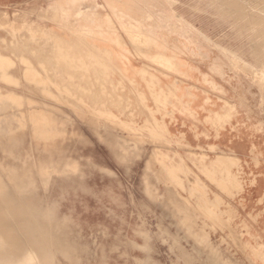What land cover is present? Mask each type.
Wrapping results in <instances>:
<instances>
[{
	"label": "rangeland",
	"instance_id": "1",
	"mask_svg": "<svg viewBox=\"0 0 264 264\" xmlns=\"http://www.w3.org/2000/svg\"><path fill=\"white\" fill-rule=\"evenodd\" d=\"M66 1L0 2V35L7 36L6 42H0V50L6 56L15 58V62L0 63V161L20 168L21 159L35 156L30 173L36 178L46 173L48 165L46 161L41 163L40 160L51 156L61 164L62 171L67 170V163L76 164V161L81 164L74 174L54 173L48 185L38 180L33 189L38 197L41 196V204L19 200L27 215L39 220L50 219L46 207L56 204L57 218L66 225L58 230L46 222L48 230L41 227L42 233L48 237L56 264H221V261L229 264L224 260L213 262L210 259L211 249L222 254L230 264H264V0H140L130 6L135 14L146 6L154 11V17L149 20L153 24L150 30H154L159 45H167L164 52L192 58L195 54L199 55L195 58L202 64L201 94L198 97L201 100V115L198 118L200 128L193 131L189 129V135H185L186 130L180 129L178 133L169 130V124L166 128L162 120L159 121L161 123H154L152 117L166 109L168 91L153 82L151 74L141 73L142 67L138 70L140 74L132 71L136 70V65L139 67L138 64L143 67L146 65L150 73H159L168 82L176 81L177 77L171 78L167 74L170 71L181 73L175 59L159 55L156 46L144 44L145 48L142 44L145 40H142L138 30L131 33L124 28L122 22L126 19L118 17L113 8L107 5L119 0H90L83 3L86 5L83 8L78 7V4L84 0H70L72 3ZM52 2L60 9L51 7ZM61 9L72 14L73 18L61 15ZM79 14L84 18L89 16L88 21L91 23L102 22L92 23L101 30L95 29L97 33L91 34L86 28L90 23L75 19ZM113 19L116 23H108V20ZM70 20L72 23H65ZM25 25L36 27L32 33L34 42H25L13 36L19 35ZM62 26L75 32L78 39L79 48L72 54L67 48H59L60 41L56 42L59 39L55 33H49L51 28L61 32ZM96 39L100 40L101 45H110V50L104 51L99 46L91 48L92 41ZM131 41L136 42L135 47ZM139 43L140 54L136 49ZM45 48L51 58L56 54V61L52 59L54 68L48 73L38 72L22 59L27 57L39 66L41 58L37 52ZM78 52L80 58L84 59H78ZM91 57L96 58L98 66L112 61L113 74L119 78L122 76L125 81L123 90L150 86L151 97L157 105L156 108L149 107V115L145 118L150 121L123 118L131 107L129 97L123 107L124 112L115 114L96 107L98 102L108 100V96L72 95L74 86L85 84L89 71L86 63ZM125 60L128 72L123 65ZM57 61L66 64L64 66ZM236 62L237 66L233 65ZM160 67L164 69L158 70ZM58 84H65L69 89L60 88ZM99 86L102 92V85ZM153 90H158L159 96L152 93ZM70 92L71 95L68 94ZM9 93L19 94L34 103L19 97H15L16 100L12 97L14 101H11V97L8 99ZM144 94L138 93L143 103L148 97L147 94L142 97ZM67 96L79 98L76 99L78 103L71 104L68 102L71 98ZM183 97L175 92L176 109L183 102ZM84 99L91 102L87 104ZM228 101L239 105V109L234 114L227 111L230 119L226 117V121L216 119V113H224ZM83 102L92 116L97 114L96 121L91 123L89 120H76L72 114L66 115V107L71 109L74 105L75 111L82 116L85 109ZM169 106L173 109L172 105ZM52 112L65 115L69 120L56 118ZM97 130L105 134L115 131L120 133L129 146L141 147L140 155L134 158L130 150L125 149L123 153L121 150L124 148L116 145L115 150L111 149L113 143H108V146L101 141ZM225 153L231 154L233 158L228 160ZM179 155L185 157L190 170L180 167ZM203 157L209 162L217 157L216 164L224 169L233 168L240 161V171L234 167L238 178L207 175L200 168ZM149 161L154 167L147 163ZM1 162L0 174L3 176L0 179L8 182L12 188L16 178L9 175L11 170ZM83 169L87 173L84 174ZM167 169L170 174L175 171L169 175ZM147 170H152L155 178L151 176L152 180L149 179L150 172ZM197 176L207 185L206 189L197 182ZM191 183L197 187L194 193L188 190ZM142 185H147V188ZM144 189H147L146 192ZM40 206L42 212L36 209ZM8 215L11 221L16 222L13 213L8 212ZM23 228V225H18L17 234L23 239L26 248L31 249L38 242L27 238Z\"/></svg>",
	"mask_w": 264,
	"mask_h": 264
},
{
	"label": "bare ground",
	"instance_id": "2",
	"mask_svg": "<svg viewBox=\"0 0 264 264\" xmlns=\"http://www.w3.org/2000/svg\"><path fill=\"white\" fill-rule=\"evenodd\" d=\"M136 1H140V0H119V1H116V2H109V3H107V5L108 6H110L111 8H113V10L118 14V17H120V18H124V19H126L125 21H123L122 23H123V26H124V28L126 29V30H129L128 32H131V33H133L134 32V30H138L140 33H141V35H142V40L144 39L145 41L142 43L143 45L145 44H147V45H149L150 47H152V46H156L157 47V49H156V51H157V53H159V55H165L166 57H169V58H174L175 59V61L177 62L176 63V66L178 67V68H180V63L178 62V59H177V57L175 56V54L173 53V54H170V55H168V54H166L165 52H164V49H166L167 48V45L166 44H163V45H159V43H158V37L156 36V34L153 32L154 30H150L151 28H150V26H152L153 24L149 21V20H151L153 17H154V11L152 10V9H150L149 7H143V8H141V9H138L137 11H138V13L137 14H135V10L133 9V8H130V6H132V5H134L133 3H135ZM167 1V0H166ZM169 2V1H168ZM173 3V2H172ZM169 4H170V2H169ZM64 8V7H63ZM106 8V7H105ZM58 10L60 9V8H57ZM172 11V10H171ZM60 12V14L61 15H64L65 16V14L66 15H69V17L70 18H73V15L72 14H68L66 11H64V10H60L59 11ZM175 12V11H174ZM57 14V13H56ZM59 14V13H58ZM175 14V13H174ZM173 15V14H172ZM88 17L89 16H87V18H84V17H82V15H80L79 14V16L78 15H76V17H75V19L76 20H78V22H84V23H90L89 25H87L88 27H86L87 29H89V32L91 33V34H96L97 32L96 31H94L95 29H97V30H101V28L99 27V26H94V24H92L91 22H89L88 21ZM61 18H63V16L61 17ZM171 18V17H170ZM173 18V17H172ZM174 19V18H173ZM179 19V18H178ZM183 20H184V18H183ZM69 22V21H68ZM80 24V23H79ZM186 24V23H185ZM66 25V24H65ZM187 25V24H186ZM18 26V25H17ZM23 28L22 29H20L21 30V33H20V31L19 30H17V31H19V35H20V37H19V35L18 34H15V35H13L14 37H17V38H19V39H22L23 41H25V42H34V40L35 39H33V37H32V33L36 30V27H34V26H31V25H25V26H22ZM63 28H62V30H61V32L60 31H58V29H56V28H51V31L49 32V33H55L54 35H56L57 36V38L59 39V40H57L56 38H53V40L54 39H56L57 41L56 42H59L60 41V45H62V46H60L59 45V48H67V50L68 51H70V53L72 54V53H74V50L76 49L77 50V48H79V42H78V39H77V37H76V35H75V32H71L68 28H66V27H64V26H62ZM73 27V26H72ZM12 28V27H11ZM18 28H20V27H18ZM175 28V27H174ZM180 28V27H179ZM183 29H184V27H182ZM48 29V28H47ZM187 29H188V27H187ZM123 30V29H122ZM174 30V29H173ZM182 30V29H181ZM133 31V32H132ZM180 31V30H179ZM178 31V32H179ZM186 31V30H185ZM189 31V30H188ZM24 32V33H23ZM187 32V31H186ZM63 33V34H62ZM64 33H67V35H64ZM138 33V32H137ZM137 33H136V35H135V33H134V35L135 36H137ZM46 34V33H45ZM69 34V35H68ZM39 35V34H38ZM98 35H100V34H98ZM128 35H130L131 36V34L129 33ZM141 35H140V38H141ZM40 36V35H39ZM47 37H48V35H47ZM133 36H131V38H132ZM12 38V37H11ZM129 38V37H128ZM37 39V38H36ZM43 39V38H42ZM52 38H50L49 40H51ZM133 39V38H132ZM6 40H7V36H2V35H0V42H6ZM11 40V39H10ZM80 40V39H79ZM131 40V39H130ZM135 41H136V39H134ZM138 40H140L139 38H138ZM38 41V40H37ZM42 41V40H41ZM81 41V40H80ZM82 42V41H81ZM132 42V41H131ZM140 42V41H139ZM16 43V42H15ZM49 43V42H48ZM55 43V42H54ZM88 43V42H87ZM133 43V42H132ZM141 43H139V44H137V50L139 49V50H141V48L138 46V45H140ZM46 44V43H45ZM57 44V43H56ZM134 44H136V42H134L133 43V46H134ZM89 45H91V44H89ZM142 45V46H143ZM145 45H144V47H145ZM6 46V45H5ZM8 46V45H7ZM21 46V45H20ZM51 47H52V45H51ZM55 47V46H54ZM56 47H58V46H56ZM92 47H98V45H96V44H94V42L92 43V45H91V48ZM100 47V49H104V51H108V50H110V48H108V46H105V47H101V46H99ZM135 47V46H134ZM146 48V47H145ZM52 49H53V47H52ZM98 49V48H97ZM135 49V50H136ZM36 50V49H35ZM35 50H34V52H35ZM57 50V49H56ZM95 50V49H94ZM99 50V49H98ZM135 50H134V52H135ZM136 50V51H137ZM139 50H138V53H139ZM54 52H55V50H53ZM65 51H66V49H65ZM64 51V54L66 53ZM100 51V50H99ZM13 52V51H12ZM53 52V53H54ZM57 52V51H56ZM87 52H89V50L87 51ZM86 52V53H87ZM91 52V51H90ZM97 51L95 50V54H97V56L99 57V53L97 52ZM141 52V51H140ZM234 52V51H233ZM10 53H11V51H10ZM33 53V52H32ZM36 53V52H35ZM38 54H39V56H40V58H41V60H40V62H39V66H37V65H35L29 58H27V57H24V58H22V55H21V57L20 58H22V59H24L29 65H31V67L33 68V69H36L38 72H40V71H44V72H46V73H48L49 71H51V69H53L54 67L52 66L53 65V60L52 59H54L55 61H56V59H55V55H54V58H51V56H50V52L49 51H47V49L45 48L44 50H42L41 52H37ZM70 53H69V55H70ZM77 53V52H76ZM86 53H83L84 55L86 54ZM93 53V52H92ZM103 54H105V55H107L106 53H104V52H102ZM109 53V52H108ZM137 53V54H138ZM142 53V52H141ZM231 53H232V51H231ZM230 53V54H231ZM237 53H239V52H237ZM236 53V54H237ZM18 54V53H17ZM16 54V55H17ZM82 54V55H83ZM94 54V53H93ZM110 54V53H109ZM140 54V53H139ZM9 55V54H8ZM13 55V54H12ZM66 55V54H65ZM68 55V56H69ZM78 55H79V52H78ZM163 55V56H164ZM67 56V55H66ZM71 56H73V55H71ZM87 56H89V55H87ZM142 56V55H141ZM145 56V55H144ZM237 56V55H236ZM70 57V56H69ZM74 57V56H73ZM77 57V56H76ZM86 57V56H85ZM102 57V56H101ZM107 57V56H106ZM108 57H109V55H108ZM111 57V56H110ZM110 57H109V59H110ZM143 57V56H142ZM14 58V56L11 58V57H9V56H6V54H4L1 50H0V63H2V62H10V61H13V62H15V58ZM75 58V57H74ZM80 58V55H79V57H78V59ZM83 58V57H82ZM82 58H80V59H82ZM105 58V57H104ZM169 58H167L166 60H170ZM233 58V57H232ZM58 59V58H57ZM77 59V58H76ZM84 59V58H83ZM99 60H101L100 59V57L98 58ZM103 59V58H102ZM151 59V58H150ZM149 59V60H150ZM158 59V58H157ZM50 60H51V62H50ZM69 60V59H68ZM71 60V59H70ZM69 60V61H70ZM165 60V59H164ZM67 61V60H66ZM68 61V62H69ZM111 61V60H110ZM108 62V63H106L105 62V64H104V62H103V64H102V66H98L99 64V62L96 60V58L95 57H91L90 58V60H89V62L88 63H86V66H88V74L86 75L87 76V78L85 77V79H86V82L88 83H86L85 82V84H78V85H76V86H74L73 88H74V90H72L71 89V92L73 93L72 95H77V96H80V95H82V96H84L85 95V97H86V95L87 96H90V97H94V96H99V98H101L100 96H102V95H105V96H108L107 98H108V100H102V101H100V102H98V106H96L97 107V109L99 108V109H103V110H105V111H113L115 114H117V113H123L124 112V109H123V107H125L126 105H125V102L128 100V97H125L124 95H122V94H120L119 92H122V90H123V88H124V79L122 78V76H121V78H119V77H115V75L113 74V71H112V64H111V62ZM151 61H153V60H151ZM171 61V60H170ZM58 63H60L61 61H57ZM65 62V61H64ZM154 62H155V60H154ZM157 62V61H156ZM233 62H235V60L233 61ZM242 62V61H241ZM62 63V65L64 64V66H65V64L66 63H63V62H61ZM60 63V64H61ZM238 63H240V62H238ZM244 63V62H243ZM242 63V64H243ZM57 64V63H56ZM55 64V65H56ZM85 64V63H84ZM237 64V62L234 64L233 63V65H236ZM3 65V64H2ZM59 65V64H58ZM72 65V64H71ZM161 65H165V64H161ZM169 65V64H168ZM172 65H174V64H172ZM241 65V64H240ZM73 66V65H72ZM157 66H159V65H157ZM175 66V65H174ZM175 66V67H176ZM237 66V65H236ZM236 66H234V67H236ZM66 67H68V64H67V66ZM73 67H75V66H73ZM166 67V66H165ZM176 67V68H177ZM1 68V67H0ZM69 68V67H68ZM82 68V67H81ZM143 69H141V73L142 72H147V73H149V74H151V76H152V81L153 82H155L156 84H158L159 85V87L160 88H163L162 86H161V75L158 73V74H153L152 72H154V71H152L151 73H150V70H149V68H148V66H146L145 65V67H142ZM174 68V67H173ZM176 68H174V69H176ZM178 68H177V70H178ZM80 69V68H79ZM164 68L162 67H160V69H158V70H163ZM170 69V68H169ZM1 70H3V68L1 69ZM55 70V69H54ZM6 71H8L7 69H6ZM83 70H81V72H82ZM121 71V70H120ZM140 71V70H139ZM157 72V71H156ZM164 72V71H163ZM171 72V71H170ZM175 72V71H174ZM139 73V72H138ZM1 74H2V72H1ZM23 74V73H22ZM51 74V73H50ZM140 74V73H139ZM42 75V74H41ZM46 77H49L48 75L46 76ZM125 77V76H124ZM147 77V76H146ZM11 78L12 79H14L13 78V76L11 75ZM52 78V77H51ZM50 78V79H51ZM149 78H150V76H149ZM53 79V78H52ZM128 79V78H127ZM146 79V78H145ZM133 80H135L134 78H133ZM148 81V80H147ZM52 82H54V81H52ZM149 82V81H148ZM150 82H151V80H150ZM55 83V82H54ZM215 83V82H214ZM56 84V83H55ZM70 84V83H69ZM90 84V85H89ZM102 85L101 87L103 88V90H102V92L100 91V90H96L95 88H93V89H95V90H93L92 89V86H94V87H96V85L97 86H99V85ZM59 85V87L60 88H65V89H69V86H67V85H65V84H58ZM149 85H150V83H149ZM214 85V84H213ZM72 86V85H71ZM70 86V87H71ZM215 86H217V85H215ZM41 87V86H40ZM54 87V86H53ZM100 87V86H99ZM108 87H110L112 90H109L108 89ZM150 87V86H149ZM153 88V87H152ZM217 88H218V86H217ZM220 88V87H219ZM77 89V90H76ZM221 89V88H220ZM46 90H48V91H50L49 89H46ZM54 90V89H53ZM52 90V91H53ZM61 90V89H60ZM76 90V91H75ZM139 90V89H138ZM51 91V92H52ZM64 91H66V90H64ZM57 92V91H56ZM67 92H69V91H67ZM71 92L70 93H68V94H70L71 95ZM150 92V91H149ZM40 93H41V91H40ZM138 93H142V91L141 92H138ZM152 93H157V95L159 96V92H158V90H153L152 91ZM10 94V93H9ZM53 94V93H52ZM60 94H63V92L62 93H60ZM4 95H6V94H4ZM145 95L146 94H144V95H142V97H145ZM161 95V94H160ZM7 96V95H6ZM56 96H58V95H56ZM163 96V95H162ZM174 96H175V90L174 89H170L169 91H168V96H167V100H166V102L164 101V98H163V101L165 102V105H166V109H165V114L166 115H172L173 114V110H175L176 109V102L174 101ZM11 97V98H10ZM12 97H14L13 99H15L16 100V98L15 97H19V98H21V99H27V98H24L23 96H19V94L17 95L16 93H11L10 94V96H8V99L10 98L11 99V101L13 100L12 99ZM52 97V96H51ZM59 97V96H58ZM61 97H62V95H61ZM65 97H66V94H65ZM81 97V96H80ZM136 97V96H135ZM161 97V96H160ZM159 97V98H160ZM54 98V97H53ZM60 98V97H59ZM74 98V97H73ZM96 98V97H95ZM104 98V97H103ZM62 99V98H61ZM65 99V98H64ZM64 99H62V100H64ZM75 99H77V98H75ZM79 99V98H78ZM77 99V100H78ZM83 99V98H82ZM98 99V98H97ZM156 99V98H155ZM27 100H29L30 101V99H27ZM66 100V99H65ZM85 100V99H84ZM157 100H159V99H157ZM14 101V100H13ZM68 101V100H67ZM156 101V100H155ZM31 103H34V102H32V101H30ZM66 102V101H65ZM85 102H87V104L88 103H90L91 101H89V100H85ZM27 103V102H26ZM77 103H78V101H77ZM79 103H81L82 104V102L80 101ZM95 103V102H94ZM93 103V104H94ZM96 103H97V101H96ZM159 103V102H158ZM161 103V102H160ZM37 104V103H36ZM70 104V103H69ZM72 104V103H71ZM92 104V105H93ZM83 105H84V102H83ZM169 105H172L173 106V110L171 111L170 110V108H169V110L167 109L168 108V106ZM30 107H31V105H30ZM83 107H86L85 105L83 106ZM239 105H237V104H235V103H231V102H229L228 101V103H227V105L225 106V111H224V113H220V112H217L216 113V119H224L225 121H226V117L228 118L229 116H227V111H230L232 114H234L238 109H239ZM32 108H34V107H32ZM43 107H41V109H42ZM75 109H76V107H74ZM116 108V109H115ZM38 109V108H37ZM44 109V108H43ZM45 109H48V108H46L45 107ZM96 109V108H95ZM150 109V108H149ZM161 109V108H160ZM29 110V109H28ZM36 109H32L31 111H35ZM49 110V109H48ZM156 109H154V111H155ZM51 111V110H50ZM59 111V110H58ZM75 111V110H74ZM89 111H91V109L89 110ZM158 111H160V110H158ZM163 111V110H162ZM161 112V111H160ZM34 113V112H33ZM54 115H55V117L57 118H59V119H64V120H66V116L65 115H61V114H58V113H56V112H52ZM64 113V112H63ZM90 113V112H89ZM93 113V112H92ZM153 113V112H152ZM65 114V113H64ZM80 114V113H79ZM103 114V113H102ZM229 114V113H228ZM67 115V114H66ZM97 115V114H96ZM95 115V116H96ZM104 115V114H103ZM114 115V114H113ZM130 115H132L133 116V114H130ZM34 116H35V114H34ZM152 116V115H151ZM41 118V117H40ZM152 119L154 120V123L155 124H157L156 122H158V123H161L162 121V123H164V126L167 128V124H166V122L164 121V120H162V118L161 119H159L156 115H154V117H152ZM229 119H230V117H229ZM133 120V119H132ZM145 121H150L149 119H147V118H145L144 119ZM162 120V121H161ZM66 121H68V120H66ZM159 121H161V122H159ZM220 121V120H219ZM41 123V122H40ZM142 123V122H141ZM143 123H144V121H143ZM149 123V122H148ZM94 124V123H93ZM150 124H152L153 125V123H150ZM143 125V124H142ZM152 125H151V127H152ZM183 125V124H182ZM221 125V124H220ZM149 126V125H148ZM148 126H146V127H148ZM160 127V124H159V126H158V128ZM96 127H94V129H95ZM96 129H99V128H96ZM102 129V128H101ZM150 129H152V128H150ZM158 131H159V129H157ZM161 130V129H160ZM112 131V130H111ZM147 132H149V130L147 131ZM160 133H161V131H159ZM162 132H163V130H162ZM96 133H97V135L99 136V139L101 140V141H103L104 143H106L108 146H109V144L108 143H113V144H111V149H113L114 148V150H115V145L119 148H124V150L122 149L121 150V152H123L124 153V151H126L125 149H127V150H130L131 152L130 153H132V155H133V157L134 156H138V155H140V150H141V147H138V146H135V145H133V146H129V144L127 143V141L121 136V134L120 133H118V132H106V134L105 133H103L102 132V130H97L96 131ZM149 133H151V131L149 132ZM164 133V132H163ZM165 134V133H164ZM167 134V133H166ZM140 135H142V134H140ZM144 136V135H143ZM183 136V135H182ZM148 140V139H147ZM152 140V139H151ZM132 142H133V140H131ZM154 142V141H153ZM156 142V141H155ZM160 142V141H159ZM134 143V142H133ZM167 145V144H166ZM182 147V146H181ZM187 147H190V146H187ZM199 148H201V147H199ZM109 149V148H108ZM167 149V148H166ZM172 149V148H171ZM206 150V149H205ZM117 151L118 150H116V153H117ZM55 152V151H54ZM120 151H119V153H121ZM159 152V151H158ZM191 152V151H190ZM53 153V152H52ZM126 153V152H125ZM193 153H195L194 151H193ZM53 154H55V153H53ZM52 154V155H53ZM122 154V153H121ZM128 154V153H127ZM136 154V155H135ZM165 154V153H164ZM221 154H223V153H221ZM123 155H125V154H123ZM158 155V154H157ZM218 155V154H217ZM225 155L227 156V158H228V160L230 159L231 160V154H227V153H225ZM48 156H50V155H48ZM126 157H127V155H125ZM164 156V155H163ZM180 156V160L178 161V163H179V165H180V167H182L184 170H186V171H188V170H190L189 168H188V166L186 165V160H185V157L184 156H182V155H179ZM122 156H120L119 158H121ZM154 157V156H153ZM172 157H174V156H172ZM171 157V158H172ZM222 157H224V156H222ZM221 157V158H222ZM51 158V159H50ZM124 158V157H123ZM135 158V157H134ZM157 158H158V156H157ZM166 158V157H165ZM220 158V159H221ZM225 158V157H224ZM233 158V157H232ZM234 158H236V157H234ZM238 158V157H237ZM56 158L54 157V156H51V157H49V159L47 158V159H42V160H40V162L41 163H43L44 161H46L47 162V167H46V173H43L41 176H39V178H36V177H34L33 176V173H30V168H31V166H32V163H33V161L35 160V156H32V157H27V158H25V159H21V162H22V164H21V167L19 168V167H17V166H15V165H5L4 163H2L1 161V163L6 167V168H8V169H10L11 170V172L9 173V175H11V177L12 178H16L15 179V181H13V183L14 184H12V188L11 187H9L8 186V182H6V181H4V180H2V179H0V264H56V262L54 261V255H53V252H52V249H51V245L49 244V240H48V237L47 236H45L43 233H42V231H41V227L43 228V229H45L46 231L48 230V228H47V224H46V222L48 223V224H50V226H53V227H55L56 229H61L62 227H63V225H66L64 222H60L59 221V219L57 218V206H56V204L55 203H53V204H51V205H48V207H46V209H47V211H48V214H50V216H51V218L50 219H42V220H39V219H32L30 216H28L27 215V213L25 212V210L23 209V207L20 205V201L19 200H21V201H26V202H34V203H38V204H41L42 202H41V200L39 199L40 197H38L37 196V194L35 193V188L33 189V187L35 186L34 184L38 181V180H40V182L42 181V183H44V184H46V185H48V182L51 180V178H52V176H53V174L54 173H71V174H74L73 172H77L78 170H79V168H80V165L81 164H79V163H77L76 161H75V163L76 164H71V163H67V170H65V171H62V169H61V164H59V162L58 161H56L55 160ZM122 159V158H121ZM162 159H163V157H162ZM161 159V160H162ZM216 159H217V157H215V158H213L210 162L209 161H207L204 157L200 160V168L207 174V175H222V176H227L228 178H230L231 179V177L232 178H238V172L240 171V167H241V165H240V161H237L236 162V165L234 166V167H238V172H236V170L234 169V167L233 168H228V169H224L223 167H221L220 165L218 166L217 164H216ZM238 159H240V158H238ZM50 161V162H48V161ZM218 160H219V158H218ZM235 160V159H234ZM39 161V160H38ZM88 161V160H87ZM123 161V160H122ZM170 161V160H169ZM168 161V162H169ZM124 162V161H123ZM130 162V161H129ZM165 162V161H164ZM167 162V161H166ZM125 163H126V161H125ZM148 164H150L151 165V162L149 161V162H147ZM157 163V162H156ZM218 163V162H217ZM220 163H221V161H220ZM96 164V163H95ZM162 164H163V161H162ZM172 164V163H171ZM174 164V163H173ZM196 164V163H195ZM224 164V163H223ZM228 164V166H229V163H227ZM97 165H98V163H97ZM96 165V166H97ZM159 165V164H158ZM167 165V164H166ZM165 165V166H166ZM148 166V165H147ZM154 167V165H151V167ZM160 166V165H159ZM175 166V165H174ZM161 167V166H160ZM171 167H173V166H171ZM180 167H176V168H180ZM98 168H99V166H98ZM167 168V167H166ZM102 169H104V167L102 168ZM168 169H170V168H168ZM166 170V171H168L169 172V170ZM174 169H175V167H174ZM84 170V169H83ZM88 170V169H87ZM172 170V169H171ZM86 171V169L84 170V174L85 173H87V171ZM147 171H149L150 172V170H147ZM163 171V170H162ZM165 171V172H166ZM175 171V170H174ZM173 171V172H174ZM173 172H171V174L173 173ZM177 173V172H176ZM175 173V176L177 175ZM56 174V175H57ZM148 174V173H147ZM169 175H171L170 174V172L168 173ZM167 174V175H168ZM169 175H168V177H169ZM3 176V174H0V177H2ZM71 176V175H70ZM78 176V175H77ZM76 176V177H77ZM151 176H153L154 178H155V176H154V173L152 172V170H151V172H150V175H149V179L151 178ZM165 176V175H164ZM173 176V175H172ZM178 176V175H177ZM144 177V176H143ZM145 177H147L146 175H145ZM157 177V176H156ZM180 177V176H179ZM158 178H160V177H158ZM169 178H171V177H169ZM169 178H168V180H169ZM192 178V177H191ZM68 179V178H67ZM145 178H143V180H144ZM173 179H176V178H174V176H173ZM105 180V179H104ZM146 180H147V178H146ZM151 180H152V178H151ZM150 180V181H151ZM179 180V179H178ZM189 180V179H188ZM238 180V179H237ZM84 181V180H83ZM117 181V180H116ZM149 181V182H150ZM158 181V180H157ZM170 181V180H169ZM194 181V180H193ZM245 181V180H244ZM51 182V181H50ZM152 182V181H151ZM177 182V181H176ZM182 182V181H181ZM181 182H178V183H181ZM188 182V181H187ZM197 182L199 183V184H202L203 185V187H205V189H206V184L202 181V179L199 177V176H197ZM148 183V182H147ZM146 183V184H147ZM172 183V182H171ZM175 183V182H174ZM173 183V184H174ZM189 183H190V181H189ZM238 183H240L239 185L241 186V187H243L242 185V183L238 180ZM11 184V183H10ZM142 184H144L145 185V183L143 182ZM184 184H185V182H184ZM42 185V184H41ZM149 185H151V184H149ZM148 185V186H149ZM154 185V184H153ZM176 185V184H175ZM193 184L191 183V185L190 186H188V190L191 192V193H194L195 192V190L197 189V187H195V186H192ZM167 186V185H166ZM49 187V186H48ZM142 187H143V185H142ZM146 188H147V185L145 186ZM145 187H143V188H145ZM185 187V186H184ZM37 188V187H36ZM44 189V188H43ZM148 189H150V188H148ZM176 189V188H175ZM242 189V188H241ZM145 190V189H144ZM143 190V191H144ZM147 190V189H146ZM146 190H145V192H146ZM36 191H37V193H39L38 192V190L36 189ZM173 192V191H172ZM176 192V191H175ZM40 194V193H39ZM173 194V193H172ZM171 196V195H170ZM172 197V196H171ZM158 198H159V196H158ZM170 198V197H169ZM182 198V197H181ZM221 198V197H220ZM220 198H219V200H220ZM44 199V198H43ZM173 199V198H172ZM181 201V200H180ZM175 203V202H174ZM218 203H219V201H218ZM181 205V204H180ZM179 205V206H180ZM178 206V207H179ZM183 206V205H182ZM217 207V206H216ZM36 209H37V211L39 212H42V207L40 206V207H36ZM45 209V210H46ZM186 209V208H185ZM194 210V209H193ZM188 211V210H187ZM197 211V210H196ZM8 212H10V213H13V215H14V217H15V221L16 222H14V221H11V219H10V217H9V215H8ZM189 212V211H188ZM192 212V211H191ZM263 212V211H262ZM194 213V212H193ZM216 213V212H215ZM184 214V213H183ZM226 214V213H225ZM194 215H196L195 213H194ZM199 216V215H198ZM202 216V215H201ZM230 217V216H229ZM191 219V218H190ZM206 219V218H205ZM194 222V221H193ZM229 223V222H228ZM183 224V223H182ZM18 225H20V226H22L23 225V230H24V232L26 233V237L27 238H33V240H34V242H38V244L37 245H32V247L33 248H31V249H28V248H26V246H25V244H24V242H23V239L17 234V227H18ZM207 225V224H206ZM211 225V224H210ZM221 226V225H220ZM227 226V225H226ZM225 226V227H226ZM236 226V225H235ZM208 228V227H207ZM190 229V228H189ZM200 229V228H199ZM198 229V230H199ZM191 230V229H190ZM193 230V229H192ZM229 231H231V230H229ZM207 232H209V231H207ZM195 234V233H194ZM208 234V233H207ZM144 235H147V234H145L144 233ZM198 235H200V234H198ZM197 236V235H196ZM211 237V236H210ZM199 238V237H198ZM234 239V238H233ZM199 240V239H198ZM201 241V240H200ZM235 241H237V240H235ZM239 241V240H238ZM202 242H204L205 243V241H202ZM208 243V242H207ZM65 246H68V245H65ZM212 248V247H211ZM210 248V249H211ZM247 252V251H246ZM36 253V254H35ZM197 253V252H196ZM198 254V253H197ZM189 256V255H188ZM193 256V255H192ZM196 256V255H195ZM35 257V258H34ZM68 257V256H67ZM209 257V256H208ZM194 259H196V258H194ZM210 259L213 261V262H219V261H221V260H224V262L226 261V263L228 262L229 264H230V262L229 261H227L225 258H223V256H222V254H220L218 251H216V250H213V249H211V252H210ZM211 262V261H210ZM249 262V261H248ZM223 262L221 261V264H222ZM224 264V263H223Z\"/></svg>",
	"mask_w": 264,
	"mask_h": 264
},
{
	"label": "crops",
	"instance_id": "3",
	"mask_svg": "<svg viewBox=\"0 0 264 264\" xmlns=\"http://www.w3.org/2000/svg\"><path fill=\"white\" fill-rule=\"evenodd\" d=\"M15 0H0V2H14ZM19 1V0H17ZM25 1V0H23ZM90 0H84L82 1L80 4H78V7L83 8L86 7V5H84L83 3H88ZM97 1V0H94ZM101 0H98V2ZM115 2V1H114ZM66 3H72L70 2V0L66 1ZM51 7H57L58 6L55 4V2L51 3ZM95 7V5L93 6ZM108 23H116V21L113 20H108ZM66 24H70L72 23L71 20L69 22H65ZM92 23H100V22H92ZM102 23V22H101ZM100 23V24H101ZM106 22H103V24H105ZM63 34V33H62ZM64 35H67V33H64ZM69 35V34H68ZM113 38V37H112ZM111 39V38H109ZM90 40V39H89ZM98 42H100L99 39ZM96 40L92 41L94 43H96L98 46L101 47H105L107 45H101V42L98 43ZM105 40V39H104ZM91 41V40H90ZM110 46V45H108ZM113 47V45H112ZM166 54H170L167 51H165ZM177 53V52H176ZM196 53V52H195ZM178 59V62L180 63V70L181 73H177L175 74L174 72H167V74H169V77L171 76V78L173 76L177 77L176 81H171L168 82L167 80H165V77H161V86L169 91L170 89H174L175 92H177V94H181L183 95V102L180 103L179 105L181 106V108L178 105V109H170L173 110V114L172 115H166L163 111L162 113H156V116L162 120H164L166 122V124L169 128V130H173L176 131L178 133V130H182L185 131L187 133H185V135H189V129H191V131H193L194 129H196L197 127L200 128V124L198 123V118H200L201 115V109L199 108V104L201 103L200 98V94H201V84H202V80H201V69H202V64L199 61V59L197 60L195 57H199V55H194L193 58L192 57H188L186 55H178V53L175 55ZM133 60H136V58H132ZM138 62V60H136ZM126 60H125V70L127 71L126 68ZM136 63V62H135ZM138 64V63H137ZM138 68L137 65L135 66L136 70H132L133 72H138V70L143 67L140 66L138 64ZM128 72V71H127ZM172 74V75H171ZM118 77V76H116ZM140 90L144 93L147 94V99L146 102L143 103L139 96H138V91ZM96 90H100V87L96 85ZM109 90H112L111 88H109ZM149 87L145 86V87H137L136 89L134 87H130L128 89L123 90L122 92H119L122 95H125L126 97L130 98V102H131V107L128 108V110H126V112L124 113V119H135L136 121L138 120H144L146 116L149 115V107L152 108H156V102L155 100L151 97V93L149 92ZM136 96V97H135ZM71 98L70 101L71 103H77L76 99L73 97H69ZM69 100V99H68ZM149 100H151L150 102H148ZM184 105V107H183ZM188 106V107H187ZM84 112L83 114H81L82 116H79V114L74 111L76 110L73 107H71V109L69 108V106L66 107L65 112L68 115L72 114L73 118L76 120H89L91 121V123L93 121H96L98 118L95 116H92L89 112L88 109L86 107H84ZM170 106H168V110H169ZM172 108V107H171ZM116 109V108H115ZM197 110H199V112H197ZM133 114L130 115V114ZM78 114V116H77ZM76 116V118L74 117ZM66 120H69V118H67ZM90 123V128L93 131V127L91 126ZM183 124V125H182ZM192 127V128H191ZM175 133V134H177ZM94 134V133H93ZM94 136H96L94 134Z\"/></svg>",
	"mask_w": 264,
	"mask_h": 264
}]
</instances>
